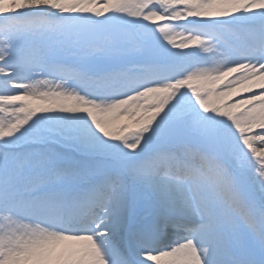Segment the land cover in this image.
I'll return each mask as SVG.
<instances>
[{"label":"snow or ice","instance_id":"snow-or-ice-1","mask_svg":"<svg viewBox=\"0 0 264 264\" xmlns=\"http://www.w3.org/2000/svg\"><path fill=\"white\" fill-rule=\"evenodd\" d=\"M0 264H264V0H0Z\"/></svg>","mask_w":264,"mask_h":264}]
</instances>
